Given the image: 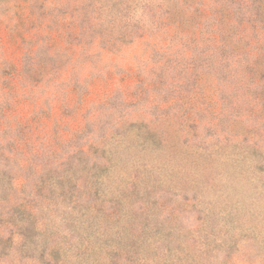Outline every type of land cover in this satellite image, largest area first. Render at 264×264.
Here are the masks:
<instances>
[{
  "label": "rangeland",
  "instance_id": "1",
  "mask_svg": "<svg viewBox=\"0 0 264 264\" xmlns=\"http://www.w3.org/2000/svg\"><path fill=\"white\" fill-rule=\"evenodd\" d=\"M54 3L38 0L35 20L24 23L21 0H0V66L37 46L56 25L50 18L70 21L83 0H63L61 15L53 13ZM166 3L184 33L191 20L179 2ZM133 10L132 23L145 24L141 34L113 44L100 29L87 44L73 34L71 58L46 65L35 85L18 90V97L34 98V108L62 116L58 130L68 138L55 144L56 157L38 162L49 164L33 173L23 168L20 187L0 192L6 220L24 219L14 227L1 223L0 233L8 229L0 264H264V104L256 103L264 69L245 80L244 63L232 57L216 60L219 68L167 64L174 52L167 47L182 31L173 23L157 29L158 16ZM226 22L206 26L219 36ZM57 42L56 48L66 44ZM256 45L264 50L261 41ZM6 90L0 82V102ZM133 93L140 100L122 105ZM12 104L19 115L29 113ZM10 118L5 112L0 120ZM39 135L31 144L41 142Z\"/></svg>",
  "mask_w": 264,
  "mask_h": 264
},
{
  "label": "trees",
  "instance_id": "2",
  "mask_svg": "<svg viewBox=\"0 0 264 264\" xmlns=\"http://www.w3.org/2000/svg\"><path fill=\"white\" fill-rule=\"evenodd\" d=\"M21 1L24 3L22 13H26L22 19L23 22L34 21V10L38 5V0L34 2L35 4L31 3L32 0ZM175 1L179 2L181 15L183 12L185 19L191 20L184 33L181 30L182 26H184L182 20H180V17L178 19L174 18V14L178 15V13L172 8H168L166 0H160L158 4H153V0H83L82 7L77 6L74 8L75 11L80 8L79 14H75V11L70 12V21L67 20L69 19L68 17L62 21L59 19L60 16L56 17V15L50 18L56 25L54 27L49 26L50 29L43 34L45 38L40 39L37 46L27 48L28 53L23 57L21 56L18 61L11 63L8 62L9 60H5V63L0 66V82L1 87L7 90L3 95V100L0 102V118L5 112H9L12 118L6 119L5 124L0 120V192H4L6 188L16 189L20 187L19 182L21 181L18 173L23 168L33 173L43 167L40 165L49 164L38 162L40 158L56 157L60 145L54 148L55 144H58L59 140L68 138L64 137L58 130V127L62 124V116L54 113L52 116L51 113H47L41 107L34 108V98L24 94H20L18 97V90L22 89L24 93L25 88L35 85L38 82L36 76L42 72V68L46 65H57L59 67L62 62L71 58L74 50L70 39L73 34L83 36L84 38L82 37L78 41L83 44L89 43L88 38L94 36V32L98 33V29L102 30L101 33L104 35H101L107 39V43L129 41L134 35L141 34V29L145 25L140 20H136L134 24L132 23L131 12L134 11L133 8L142 7L144 8L143 13L145 16H158L157 20H153L157 29L173 23L177 28V32L182 31L181 34L183 33L179 41L167 47L170 49L173 46L172 48H174V52L166 56L165 62L167 64L183 66L185 71L188 69L189 64H194L195 62H199L200 66L214 64L219 68V65L214 63L216 60H230L232 57L235 63H244L243 68H245V71L241 70V76L245 80H247L249 75L245 76L244 74L248 73L251 75L255 71L258 72L264 69V50L257 51L258 45H256L259 41L264 43V0ZM57 2L59 4L54 3L53 5V13L61 15L60 5L63 0H57ZM55 10L57 11L55 12ZM164 14H167V18H165ZM81 15H83V18ZM210 18L213 20H210ZM197 19L198 22L196 23ZM68 22L69 24L67 25ZM211 22L212 27L226 22L221 30H216L219 36L215 35L213 30H208L211 27L206 26V24ZM40 24L39 28L42 33L45 26L42 23ZM196 29L199 32L198 36H196ZM16 31H20V28H16ZM218 31L225 33L220 35ZM228 32H231L233 37L230 42L224 40V35ZM201 34L208 35L201 36ZM62 40L66 44L56 48L55 43ZM45 46H53L54 49L49 54L41 55L40 51ZM82 53L84 54V51ZM52 69L54 68L50 67V70ZM258 86L259 84L255 83V87ZM260 87V95L256 103L260 104L262 102L261 104L263 105L264 84H260ZM71 90L75 93L78 92L76 87L71 88ZM145 91L147 90L145 89ZM89 92L90 89L87 90L85 88L82 91V95H87ZM135 95L136 93L125 95L124 99L122 98L121 100L122 105L131 101L130 99L132 98L135 101L140 100L139 96L135 97ZM8 96H12L15 99L12 100ZM114 96H108L105 102H110L109 100ZM12 101L15 104L22 105L23 109L29 108V113L25 117L19 115L17 112L19 108H14ZM64 103L66 104V100ZM66 113L68 112L64 114ZM68 115L71 116L73 114L71 112ZM51 122H53L54 126L52 129L53 134H49L50 131H45L48 123ZM79 130L80 128L76 130V133ZM36 132L42 134L37 137L38 139L41 137V142L38 145L30 142L34 141L32 138L36 135ZM4 200L5 196L0 193V209ZM12 204L16 207L23 203L18 202V204H15V202H12ZM8 214L9 211L0 213V225L5 222L6 225L9 222L13 227L24 224V219L21 217L6 220ZM6 229H8L7 226L4 229L2 228L0 233V249L2 248V243L7 242V236L4 234ZM8 239L11 240V236Z\"/></svg>",
  "mask_w": 264,
  "mask_h": 264
}]
</instances>
